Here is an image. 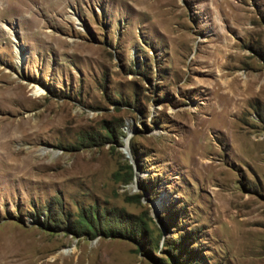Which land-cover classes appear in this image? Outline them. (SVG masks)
<instances>
[{
    "label": "rangeland",
    "instance_id": "1",
    "mask_svg": "<svg viewBox=\"0 0 264 264\" xmlns=\"http://www.w3.org/2000/svg\"><path fill=\"white\" fill-rule=\"evenodd\" d=\"M16 1L0 264H264V0Z\"/></svg>",
    "mask_w": 264,
    "mask_h": 264
},
{
    "label": "bare ground",
    "instance_id": "2",
    "mask_svg": "<svg viewBox=\"0 0 264 264\" xmlns=\"http://www.w3.org/2000/svg\"><path fill=\"white\" fill-rule=\"evenodd\" d=\"M62 2H63V0H51V3L54 6H56V7L58 6L57 8H59L61 10H63L62 6H61ZM8 7H11V6H8ZM15 16H17L16 13H15ZM68 18L73 20V21L75 20L74 23L77 24V21H76L77 18L73 14H69ZM39 27L40 28L43 27V23H41V24L39 23ZM46 37L49 38V39H53V40L55 38H57L53 34H47ZM12 82L13 81H10V82H8L7 85L2 86V87L0 86V98H4L6 100L10 99L11 94H12L11 92H13L16 89H19L21 87L18 83H14L13 84ZM25 89L29 90V88L27 86L24 88V90ZM31 121H30V119L28 117H24V116L23 117L20 116L19 118H17V120L14 119L13 117L12 118L11 117H0V149H1L0 155L2 157H7L8 160H12L13 161L12 164L15 165L16 167L26 166L29 163L31 164L30 155H29V152H25V153L22 154V152H21L22 149L21 148H18V149H15V150H10V148H9L10 142L15 139L14 136L16 135L15 134L16 132H18V135H17L18 137H20V138L21 137H23V138L26 137L27 139L30 138V140H32L31 142H35L36 134L33 131L32 132L29 131V129L33 126ZM61 253H63V251L56 252V253L54 252V254H52V256H51V260L43 262V264H54L55 261H57L56 259L61 257ZM63 263H64V260L61 261V264H63Z\"/></svg>",
    "mask_w": 264,
    "mask_h": 264
}]
</instances>
